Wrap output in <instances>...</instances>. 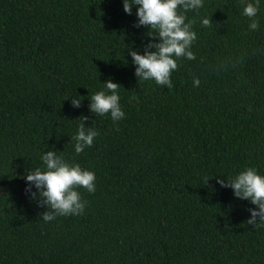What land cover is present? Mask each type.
<instances>
[{"label":"trees","instance_id":"obj_1","mask_svg":"<svg viewBox=\"0 0 264 264\" xmlns=\"http://www.w3.org/2000/svg\"><path fill=\"white\" fill-rule=\"evenodd\" d=\"M247 3L183 12L195 58L176 59L168 88L134 75L127 49L152 38L122 0H0V264H264L255 206L217 183L264 175V0L256 30ZM109 79L115 122L89 111ZM82 117L98 135L76 154ZM49 150L93 171L95 191L76 189L82 214L44 222L23 176Z\"/></svg>","mask_w":264,"mask_h":264},{"label":"clouds","instance_id":"obj_2","mask_svg":"<svg viewBox=\"0 0 264 264\" xmlns=\"http://www.w3.org/2000/svg\"><path fill=\"white\" fill-rule=\"evenodd\" d=\"M261 0H248L243 6L242 15L249 18L248 28L256 30V17ZM203 0H122V8L126 14H131L135 8L136 27H147L152 40L144 45L143 53L133 47L127 49L134 66V75L139 80H153L157 85L171 87L170 75L176 70V59L184 57L194 59L191 45L196 39L192 30V22H186L183 12L202 7ZM182 10V11H178ZM208 18H202L201 24L209 25ZM103 88L91 95L89 100L90 113L109 115L115 122L124 118L125 113L119 103L118 84L111 79L101 83ZM199 80L193 78V86H198ZM71 99V105L78 108L81 99ZM82 117L76 133L72 137L74 152L79 154L93 144L98 132L93 127H86ZM55 150L44 152L40 159L43 167L29 170L24 176L25 193L29 196H39L45 211L41 213L44 222L57 216L82 214L86 201L81 199L78 187L85 188L89 193L95 191V173L81 168L77 163H69L57 154ZM221 187L232 190L233 196L247 200L251 205L247 209L249 225L264 222V175L255 167H246L229 179H217ZM35 189V192H33Z\"/></svg>","mask_w":264,"mask_h":264}]
</instances>
